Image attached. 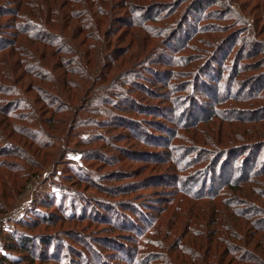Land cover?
I'll return each mask as SVG.
<instances>
[{
	"label": "rangeland",
	"instance_id": "1",
	"mask_svg": "<svg viewBox=\"0 0 264 264\" xmlns=\"http://www.w3.org/2000/svg\"><path fill=\"white\" fill-rule=\"evenodd\" d=\"M17 1L9 0V6ZM129 1L130 8H110L109 18L114 19L111 36L99 52L89 49L91 53L85 54L89 39L77 33L73 44L82 39V49L77 55H64L73 58L66 65L70 72L50 68L48 47L25 37L15 49L0 51V257L7 251L5 233L15 229L16 245L18 238H24L28 247L21 252L8 250V255L22 253L17 264H126L131 248L139 256L146 251L135 249L133 239L144 229L153 235L147 223L152 217L157 238L162 239L168 231L176 233L192 254L198 253L208 262L216 258V246L222 247L206 235L212 229L221 232L211 199L188 196L185 186L180 187L182 177L176 178L175 173L195 175L196 184L192 180L185 183L198 195V188H209L201 185L208 172L202 162L218 161L223 151L220 148L236 147L220 157L222 166L240 163L251 153L262 157L264 0H200L199 6L194 4L196 0ZM75 5L74 10L82 6ZM132 7L135 14L144 15L142 24L131 19ZM27 10L31 12L29 5ZM153 14L160 18L151 19ZM15 19L0 17V37L11 39L8 24ZM107 25L101 22L100 29L109 31ZM89 45L95 42L91 40ZM112 51L115 65L108 67L105 80L97 84L84 79L86 67L78 63L81 58L100 62L102 55L108 53L109 58ZM37 71L45 76L38 77ZM89 73L94 74L93 70ZM98 87L106 100L91 101ZM132 101L151 104L155 111L157 106L161 109L155 115L126 110ZM163 106L172 107V112L159 114L165 111ZM8 109L18 116L4 118L2 111ZM100 110L109 116L126 115L135 123L126 125L128 130L123 122L107 128L96 122L104 117ZM186 110L190 113H184ZM186 120L196 124L183 129ZM143 126L150 136L141 138L135 133ZM162 126L173 132L166 134ZM178 134L184 135L182 140L190 137L203 144L192 146L203 161H190L180 172L171 161L181 156L174 145L165 147L162 138L169 137L178 146L189 145L175 137ZM220 171L212 172L215 183ZM229 171V165L223 167V176H229ZM256 181H261L257 186L264 194V175ZM239 196L240 211L233 220L237 238L227 240L233 250L242 253L239 260L247 261L237 264H264V198L252 199L254 208L247 203V196ZM179 198L193 203L190 216L198 205L206 212L198 213L201 221L183 231L176 228L178 215H172ZM245 213H254V226L239 217ZM229 219L225 222L231 224ZM245 232L247 239L243 241ZM172 236L167 237L171 259L175 264H186L182 259L185 254ZM43 237L50 244L40 243ZM209 238L213 240L209 242ZM148 249L152 257L160 249L163 253L157 255L167 253L157 245ZM229 256L220 264H235Z\"/></svg>",
	"mask_w": 264,
	"mask_h": 264
},
{
	"label": "trees",
	"instance_id": "2",
	"mask_svg": "<svg viewBox=\"0 0 264 264\" xmlns=\"http://www.w3.org/2000/svg\"><path fill=\"white\" fill-rule=\"evenodd\" d=\"M216 1L217 0H215L214 2L216 3ZM9 4H10L9 0H4L0 2V17L5 16V15L6 16H16V19L11 21L8 24L9 28L12 29L11 39L9 38L5 39L4 36L0 37V51L15 49V47L17 46V43L21 41L20 39L21 38L24 39L25 37L29 39L31 43L38 42L39 44L42 45V47L43 46L48 47V52H49L48 62H49L50 68L60 67L63 69L64 72H70L72 70L66 67V65L68 62L73 60V58L67 59L64 55L68 53L77 55L79 49L80 48L82 49L81 46L84 44V41L82 39H79L80 42L78 41V44L76 45L73 44L75 42L74 38L77 36V33L82 34V38L89 39L86 45V49L85 48L83 49L85 54L86 53L90 54L91 52H94V53L99 52L97 49L107 47L108 39L111 36V28L113 27L112 21L114 19L109 18L110 8H115L117 6L118 7L126 6V5H129V8H130L131 2L129 0H120V1H115V0H18L15 6L10 7ZM75 4H80L82 6H80V8L76 7V10H74V7L76 6ZM194 4L199 6L201 4L200 0H196ZM28 5L31 7V12L27 10ZM202 6L203 5H201V7ZM135 12L136 10H134L132 7V11L130 13L131 19L133 21L136 20L138 22L137 24H142L144 15L141 13L138 15V14H135ZM97 13H100L101 17H98L96 15ZM150 16H151V19L160 18V15L158 16L157 14H153ZM104 21H106L108 24L107 26H108L109 31L107 32L105 30L102 31L100 29V24L101 22H104ZM50 26H53L56 30H54ZM68 32H71V34L64 35L65 33H68ZM247 39L251 41L249 38ZM91 40L95 42V45H89V42ZM69 43H71L72 46ZM19 48L20 47H18V49ZM89 49H92L91 52ZM121 53L123 54V52ZM121 53H119V55ZM107 56H108V53H105V55H102V61L100 62L94 61L92 63L90 62V60H87V59L84 60L81 58L82 61H79L78 63L86 67L84 79H88L91 83L96 81L97 84L103 82L107 75L106 72L108 70V67L115 65L114 59L116 58V56L114 55L113 51L110 52L109 58ZM50 60H54V61L53 62L51 61L50 63ZM74 63L76 65L78 64L77 62H74ZM90 70H93L94 74L89 73ZM78 72H80V70H78ZM37 76L43 77L45 75L37 71ZM81 76L82 75H80V77ZM3 78H6V77H3ZM1 83H2V80L0 79V87H1ZM0 91H2L1 88H0ZM105 98L106 97H104V92L100 91V87L95 89L91 95V101L100 100L101 102L102 100H106ZM107 101H104V102L108 104ZM117 105L118 104H115V103L111 104V106H113L114 108H120V107H115ZM90 106L91 104L89 105V107ZM126 108H128L126 110H134V111L136 110L137 112H140V113H144V114L149 113L153 115H155V113H158L159 109H161V107L157 106L156 111H155L153 105L146 104V103H139L136 101L130 102V104H128ZM162 108L165 109V111L163 110L159 114L164 113L167 116L169 114L168 112H172V109H170L172 107L167 109V106H163ZM2 112H3L4 118L6 117L12 118V117L18 116L15 113H13L10 109L4 110ZM98 112L103 113L104 117L97 120L96 122L106 125L107 128L109 126L115 125L116 123L123 122L121 123L122 126H124V128L126 127L125 129L128 130L126 125L130 124L131 126H133L132 124L135 123L133 120H131L130 117L123 115V114H117L116 116H114L112 113L111 116H109L108 114L105 113L106 111L100 110ZM184 113H190V111L186 110ZM184 113H182L181 116ZM177 115H179V113ZM217 115H219L220 117L224 116L222 111H217ZM224 118L227 119V116L225 115ZM184 122L186 123L184 124L185 126L183 127V129L186 127H191L188 124H196L195 121L193 120L192 121L186 120ZM153 123H156L158 125L156 121L149 122V124L151 125ZM152 126H154V124ZM167 128L168 127L162 126V129H165L163 131L167 132L166 134H171L173 132V129H171V132H168ZM192 130H195V129L192 128ZM135 133L139 134L141 138L147 137V135H149V133L146 132V128L144 126L142 127V130H139V132H135ZM175 137L182 140L184 138V135L178 134V135H175ZM162 138H163L164 146L166 145L167 147H169L171 145H174L176 154L177 155L179 154L181 156L171 161L174 164V167L179 169V172H180V169L183 168V166L189 165L191 163L190 161H196V160L203 161L197 158L198 149L192 147V146H201L203 144L195 143V140H193L190 137H186L189 139L182 140V141L187 142L189 145L182 147V146L176 145V143L172 144L171 142L172 140L169 137L163 136ZM189 146L192 148H189ZM208 146H214V145L213 143L212 144L210 143ZM235 148L236 147H231V146L220 148L223 151L221 152V155H219L218 161L214 163H213V160H211L210 162H202V164L204 165L203 168L206 171L208 170V172H207V175L202 179L201 185L208 184L209 188L208 189L198 188L199 190L198 195H196L197 193H195V188H191L187 186L185 183V181L187 180H192L193 183L196 184L198 180L193 179L194 177H196L195 175H193L192 177H189L188 175L184 176V175H179L178 173H175L176 175H178V177L176 178L182 177L180 181L181 182L180 187L184 188L185 186V191L188 196H193V197L201 196V197H207L208 199H211L210 200L212 202L211 208L216 213L215 218L217 216V221L219 219L222 222V223L219 222L220 223L219 226L221 229L220 233H218L219 230H217L216 232H213V229L210 231L209 234L206 233V235L210 236L213 239H216V241L218 243H221L222 245V247L220 248L218 247L219 245L218 244L214 250V253L216 256L215 260L212 259L210 262H208L206 261V259H203L202 256H199L198 253L197 255L192 254L191 249L186 246L187 243L181 240L180 236H176L177 235L176 233H171V231L165 232V234H163L162 236V239L157 238L155 236L154 226L151 225V222L154 221L152 217L151 219H149L150 221H147V223H148V226L153 230V235L152 236H150V234L148 235V233L144 232L145 230L144 229L139 233L138 239L137 238L133 239V241L136 244L135 249L140 250L144 248L146 251L143 253L142 256H139V254L137 255L136 254L137 252L134 251V248H131L132 256L130 259L127 260L129 262V263L127 262L128 264H175L173 263L171 256L169 254V248L171 247L170 242L167 241V237L172 236V234H173L172 237L176 241V244L181 247L180 250L185 254V255H182L183 263H185L186 261L187 262L186 264H194V262H196L195 264H220V262H222L224 258L227 259V255H230L229 259L233 260V263L235 264L239 262H247V261L239 260L242 257V253L238 250H233L228 240L229 238H237L236 237L237 235L233 233L235 229L233 220H235L234 219L235 215L240 211L238 209L239 207L237 206V204H241V202L239 203L237 202L239 201L238 198H240L239 195L241 194L243 196H247L248 197L247 199H250V201H248L247 203H249L254 208H256L257 206H255V204L253 203V201L255 200H252V199L258 198L259 195L262 198H264V194L261 192L260 188L257 186L258 183H260L261 181H259L258 183H255L257 182L256 180L258 179L259 176L264 175V153H262L261 158H260V154L257 152V153H251L250 155L243 157L240 163H238L237 161L228 162L226 165H229L230 175L223 176L222 169L226 165L222 166L223 163L219 161H221V159L223 158L222 155L227 154L228 152L234 150ZM168 154H169V151H168ZM186 154H192L190 156L192 157V159L187 156L186 159L188 160H186L184 157ZM207 156L209 157V155ZM207 156L205 155L204 157L207 158ZM237 156L238 155H232V157H237ZM218 168H220L221 171L216 175V177L219 178V181L215 183L213 179L215 176L213 177L212 172H216ZM208 179H211V182H209ZM245 181H252V183H255V184H251V185L243 184V182ZM216 184L218 185L215 186ZM241 192L244 194H242ZM216 201L217 202L219 201V202L217 203ZM175 202L177 203H175L172 215L173 217H175V214L178 215V218L176 219V228L178 227L180 229L181 227L182 231L185 228H187V226L190 225L191 223L195 224L201 221L199 219L197 220L198 213L206 214L203 205H198L197 212L194 213L192 216H190L192 212L193 203L190 204L191 205L190 206L188 203L182 202L181 198L176 199ZM223 203L225 207L223 206ZM226 207L230 208L231 211L227 209ZM126 208L131 210L130 207H126ZM228 215L231 216L232 219H229ZM239 217L247 220L250 224L254 226V222H255L254 213H248V214L245 213L244 215H241ZM225 218L229 219L231 224L225 222L226 221ZM148 226H146L145 228H148ZM195 231H198V229L197 230L195 229ZM14 233H16L15 229L5 233L4 242L6 244L7 251L3 255H1L0 264H17L18 263L17 260L19 259L20 255L22 256V253H18L15 255H8V252H9L8 250L10 249L19 250L21 252L25 250L26 248H28L25 245L26 241L24 238L23 239L18 238L19 247L16 245V238H15ZM227 234L229 235L227 236ZM242 237H243V241H246L247 239L246 232L242 234ZM213 239L209 238L208 240L210 242V240H213ZM187 240L190 241V237H188ZM40 243H44L45 246H47L48 244H50V241H47L43 237V239L40 238ZM151 245H157L158 247H161L164 251L167 249V253L165 255H157V254L163 253L162 250L160 249V251L157 254H154L152 257V251L151 249H148ZM193 258H197V260L194 261ZM225 259L223 260V262L225 261ZM121 264H124V263H121Z\"/></svg>",
	"mask_w": 264,
	"mask_h": 264
}]
</instances>
